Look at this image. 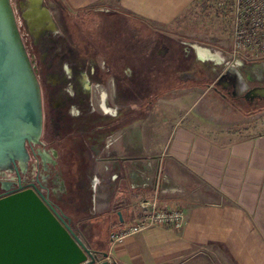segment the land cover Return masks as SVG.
Listing matches in <instances>:
<instances>
[{"label": "crops", "instance_id": "1", "mask_svg": "<svg viewBox=\"0 0 264 264\" xmlns=\"http://www.w3.org/2000/svg\"><path fill=\"white\" fill-rule=\"evenodd\" d=\"M185 1L64 0L74 10L112 3L120 13L167 22ZM136 124L101 148L127 159L155 157L157 169H72L80 184L61 201L88 245L114 264H264V131L216 134L175 120L138 132ZM106 156L97 160L114 162ZM153 194L182 207V225L153 224L111 239L135 215L136 201Z\"/></svg>", "mask_w": 264, "mask_h": 264}, {"label": "rangeland", "instance_id": "2", "mask_svg": "<svg viewBox=\"0 0 264 264\" xmlns=\"http://www.w3.org/2000/svg\"><path fill=\"white\" fill-rule=\"evenodd\" d=\"M29 1L31 4L29 3V11L24 13L27 17L25 18L21 12L27 7L28 0H10L23 43L32 58L36 57L37 51L43 53L47 46L52 43V39L56 37V34L49 31L40 33L36 37L33 35L46 22L44 20L46 17L42 19L40 14L42 11L47 13L54 26L52 17L57 15L59 4L53 0H41V9H39L36 6L38 3L35 4L34 0ZM59 1L77 25L86 31L85 43L94 40L95 35L90 28L99 23L101 12H114V5L108 3L102 6L86 7L88 10L78 15L77 10L79 9H71L64 0ZM81 9H85V7ZM122 14L129 20L121 18V21L123 20L121 26L137 32L143 28L146 30V26H149L151 31L172 35L176 41L182 44L183 52L188 56V60H191L187 68H182L179 64L175 66L176 62H174L173 71L176 75L185 77L187 84L170 90L169 95L158 96L150 106L137 112L138 103L134 99L137 100V96H140L139 90L133 87L134 99L129 101L120 99L115 80L113 85L112 76L103 77L105 87L99 85V88L101 91L105 89L108 92L110 102L114 103V135L112 137L99 135L90 138L94 156L109 154L101 148V141L107 142L111 138L115 139L117 135L129 127L128 125L134 122L137 123L134 130L138 132L143 131V129L146 132L148 129L157 132L156 129L160 125L165 124L168 127L175 120L193 122L216 134L230 131H264V94L251 92L252 88L256 86H264V51L255 44H235L236 29L240 25L241 17L236 0H186L174 12L168 22L150 21L139 16L135 17L132 14ZM135 25L136 28L134 29ZM176 47L174 45L175 49ZM198 47L206 48L210 54H199ZM95 49V47L91 48L88 52L94 53ZM156 49L163 53L166 50L165 43L162 42ZM99 52V60L97 59L100 63L99 70H106L105 58L102 55L104 51L99 50ZM47 53V58H49L50 51L47 50ZM192 53L193 55H191ZM32 64H34L33 61ZM118 64H120L118 69L121 75L131 76L134 68L130 62H116L114 65L117 67ZM50 71L52 78H55L54 87L59 91L58 99L66 98L65 87L70 89V82L68 78L63 77L59 62L52 65ZM105 72L101 71L102 74ZM160 82H166L168 85V81L165 79ZM74 88L77 89L78 85L74 84ZM130 113L133 114L128 118ZM70 117L75 119L72 125L79 127V119L72 114ZM117 120L122 121L123 124H117ZM72 144L77 164L80 165L82 158L80 142L75 140ZM141 163H146L149 166L148 169H157L155 157L148 161L145 158L127 159L115 156L114 162L97 160L95 166L106 164L110 166L107 169H113L111 165L114 166V169H146L141 166ZM102 259L106 258L101 253H97V260ZM103 264L114 263L106 259Z\"/></svg>", "mask_w": 264, "mask_h": 264}, {"label": "water", "instance_id": "3", "mask_svg": "<svg viewBox=\"0 0 264 264\" xmlns=\"http://www.w3.org/2000/svg\"><path fill=\"white\" fill-rule=\"evenodd\" d=\"M29 2L21 12L24 17ZM40 3L36 5L39 9ZM42 121L41 90L32 58L10 0H0V170L28 157L26 144L39 141ZM106 254L101 251L102 256ZM105 261L97 260V251L83 239L68 214L39 188H21L0 196V264Z\"/></svg>", "mask_w": 264, "mask_h": 264}, {"label": "flooded vegetation", "instance_id": "4", "mask_svg": "<svg viewBox=\"0 0 264 264\" xmlns=\"http://www.w3.org/2000/svg\"><path fill=\"white\" fill-rule=\"evenodd\" d=\"M54 20V26L46 20L36 34L31 31L35 37L45 31L56 34L43 53L37 51L36 57H32L42 99L39 141L26 144L29 154L24 161H15L0 170V196L21 188L37 187L64 211L61 200H68L72 196L71 189L81 180L72 169H95L99 156H94L90 138L114 135V103L110 102L108 92L99 88V85L105 87V80L104 73L99 70L97 54L88 52L90 48L85 42L80 44L70 38L60 21L59 11ZM49 27H53L52 30L47 29ZM57 62L63 77L70 82V89L65 87L64 99H58L59 91L54 87L55 78L50 71ZM111 78L114 85V78ZM74 84L78 85L77 89ZM251 92L264 94V86H256ZM71 114L79 119V127L72 125L75 119ZM75 140L80 142L82 150L80 165L72 144ZM113 140L111 138L109 143ZM106 157L114 160V153L110 151ZM52 185L58 189L55 194L51 193Z\"/></svg>", "mask_w": 264, "mask_h": 264}, {"label": "trees", "instance_id": "5", "mask_svg": "<svg viewBox=\"0 0 264 264\" xmlns=\"http://www.w3.org/2000/svg\"><path fill=\"white\" fill-rule=\"evenodd\" d=\"M53 1L59 4L60 21L66 32L70 34V38L80 44H82V41L86 42L84 38L86 31L77 25L76 21H74L67 9L60 4L59 0ZM85 10L88 9H79L77 10V14L81 15L80 13ZM101 14L99 23L90 28L91 32L95 35L94 40L85 44L90 49L96 48L94 53L97 54L98 60L99 50L104 51L102 55L105 58L106 70L103 69L102 71L106 72L103 77L112 76L114 78L120 99H126V101L134 99L135 92L133 87L137 88L140 96H137V100L134 99L138 103L136 110L137 112L143 111L158 96L169 95L170 90L187 84L185 77L176 75L173 71L174 67L178 64L182 68H187L191 60H188V56L182 50V44L176 41L175 37L153 30L152 32L151 28L144 24L147 29L145 28L146 30H144L143 28V30L138 32L125 28L121 26L122 21L125 18L129 20V18L116 10L114 12H101ZM121 18H123L122 21ZM96 40L98 41L97 43ZM162 42L165 43L166 50L160 53L156 47ZM174 45L177 46L176 49ZM175 59L176 61H174ZM123 61H128L132 64L134 71L131 73V76L121 75L118 69L120 64L117 67L114 65L116 62L123 63ZM174 62H176L175 66H173ZM162 79L168 81V85L166 82L161 83ZM132 114L130 113L128 118ZM117 122V124H123L120 120H117Z\"/></svg>", "mask_w": 264, "mask_h": 264}, {"label": "built area", "instance_id": "6", "mask_svg": "<svg viewBox=\"0 0 264 264\" xmlns=\"http://www.w3.org/2000/svg\"><path fill=\"white\" fill-rule=\"evenodd\" d=\"M240 25L236 29L235 44H255L264 51V0H236ZM136 213L123 226L110 233L111 239L134 233L148 225L179 228L184 222L181 206L161 204L157 194L136 201Z\"/></svg>", "mask_w": 264, "mask_h": 264}, {"label": "bare ground", "instance_id": "7", "mask_svg": "<svg viewBox=\"0 0 264 264\" xmlns=\"http://www.w3.org/2000/svg\"><path fill=\"white\" fill-rule=\"evenodd\" d=\"M34 2H35V4H37V3H39L40 2V0H34ZM46 11V10H45ZM46 14V20H48L49 22H50V24L52 25V23H51V20L49 19L50 17H49V15L47 14V13H45ZM44 14V15H45ZM28 15V14H27ZM32 16H33V14H32ZM34 17V16H33ZM39 21H40V19H39ZM53 26V25H52ZM198 51H199V54H203V53H205V54H210L209 53V51L206 49V48H204V47H198ZM107 109V108H106Z\"/></svg>", "mask_w": 264, "mask_h": 264}]
</instances>
